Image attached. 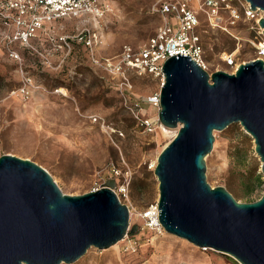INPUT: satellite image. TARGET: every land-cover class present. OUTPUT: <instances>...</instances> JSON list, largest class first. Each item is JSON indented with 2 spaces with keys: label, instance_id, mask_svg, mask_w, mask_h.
Listing matches in <instances>:
<instances>
[{
  "label": "rangeland",
  "instance_id": "374dc122",
  "mask_svg": "<svg viewBox=\"0 0 264 264\" xmlns=\"http://www.w3.org/2000/svg\"><path fill=\"white\" fill-rule=\"evenodd\" d=\"M106 2L111 11L86 32L96 34L91 47L77 41L80 22L62 19L53 23L52 31L73 38L70 48L56 50L47 33H40V40L33 38V48H18L19 59L0 48V156L34 161L69 195L115 180L113 190L127 206L128 231L135 227L134 232L107 248L90 247L74 262L60 264H233L221 252L198 247L152 223L151 206L158 199L157 155L175 133L162 130L158 123L148 130L141 121L158 118L159 108L150 98L159 94L160 80L129 73V83L121 84L92 56L112 57L124 44L143 45L163 20L153 0ZM192 5L197 7L195 1ZM251 23L220 20L240 37L237 47L233 36L199 15L196 31L208 72L232 73V66L220 57L223 51L235 52L237 65L254 57ZM22 86L28 94H21ZM213 135V147L205 156L206 181L225 187L239 202L258 199L264 182L253 138L238 122Z\"/></svg>",
  "mask_w": 264,
  "mask_h": 264
},
{
  "label": "water",
  "instance_id": "95a60500",
  "mask_svg": "<svg viewBox=\"0 0 264 264\" xmlns=\"http://www.w3.org/2000/svg\"><path fill=\"white\" fill-rule=\"evenodd\" d=\"M246 1L264 11V0ZM258 24L264 35V17ZM162 70L158 120L175 133L154 167L159 224L233 264H264V188L258 199L239 202L205 177L214 131L238 122L253 138L264 182V61L243 62L233 73L208 72L176 53ZM114 185L108 179L101 188L65 194L39 164L1 155L0 264L72 263L90 247L104 249L133 233Z\"/></svg>",
  "mask_w": 264,
  "mask_h": 264
},
{
  "label": "built area",
  "instance_id": "2783aa9c",
  "mask_svg": "<svg viewBox=\"0 0 264 264\" xmlns=\"http://www.w3.org/2000/svg\"><path fill=\"white\" fill-rule=\"evenodd\" d=\"M154 10L162 17V23L155 33L138 47L124 44L120 52L112 57L98 58L94 55L92 60L101 66L112 77H117L121 84L128 82L129 73L138 76L148 75L160 80L163 84L164 74L162 66L164 61L176 54L190 55L203 69L207 70V64L203 57L204 49L196 28L199 24V15L203 14L212 26H218L228 32L236 40L239 46L240 37L235 35L225 25H220L223 17L228 23L236 21H252L248 26L253 31L252 39H249L255 55L251 60L262 59L264 61V35L258 21L264 17V11L255 8L246 0H153ZM197 3V7L192 5ZM111 4L106 0H0V48H3L9 57L19 59L18 48H33V38L40 40V33H47L48 39L55 43V49L71 46V38L64 33L54 34L53 23L70 19L80 22V31L77 33V41L86 46H92L96 34L89 32L92 25L102 22L107 12L111 11ZM222 61L232 66V73L237 68L235 52L223 51ZM208 71V70H207ZM21 94H28L26 86L19 90ZM152 105L159 108V94L151 96ZM95 121L96 118H93ZM148 130L160 122L148 118L141 119ZM115 172V170H113ZM158 215L157 204L151 206ZM149 218V215L146 214ZM150 220V218H149ZM154 226L161 225L152 222Z\"/></svg>",
  "mask_w": 264,
  "mask_h": 264
},
{
  "label": "bare ground",
  "instance_id": "6f19581e",
  "mask_svg": "<svg viewBox=\"0 0 264 264\" xmlns=\"http://www.w3.org/2000/svg\"><path fill=\"white\" fill-rule=\"evenodd\" d=\"M61 90H62V89H61ZM150 214H151V217H152L153 221H155V222L157 223V221H158V220H157V213H156L155 211L152 210Z\"/></svg>",
  "mask_w": 264,
  "mask_h": 264
}]
</instances>
